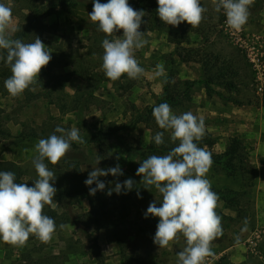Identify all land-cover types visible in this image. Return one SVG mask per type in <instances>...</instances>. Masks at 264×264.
<instances>
[{
	"label": "rangeland",
	"instance_id": "obj_1",
	"mask_svg": "<svg viewBox=\"0 0 264 264\" xmlns=\"http://www.w3.org/2000/svg\"><path fill=\"white\" fill-rule=\"evenodd\" d=\"M78 1L81 5L76 17L59 12L41 20L38 35L31 33L29 38L22 39L26 28L24 15L28 14L24 1L0 0L12 8L11 27L18 29L12 38L31 43L39 37L52 57L42 68L38 83L19 97H11L4 84L0 86V130L10 134L0 135V161L17 163L25 171V180L33 182L38 178L32 162L35 144L53 134L57 126L75 127L84 143L73 142L57 167L74 169L78 165L80 172L88 176L95 167L107 170L119 164L123 175L109 174L98 179L102 182L110 179L111 187L115 188L116 183L123 184L131 178L134 181L132 190L128 191L131 199L126 201V211L113 216L115 225L102 230L85 225L83 219L89 204L76 200L67 211L73 221L55 231L49 243L43 244L35 237H30L20 248L0 242V264H176L177 253L185 246L184 238L181 236L167 248L153 243L158 220L151 215L145 218L144 214L151 203L158 205L162 197L154 188L151 191L144 188L140 183L142 177L136 175L142 162L140 153L156 134L153 108L163 98L174 114L190 111L204 120V135L209 134L217 142L214 153H223L232 138H240L246 149V166L255 174L254 186L247 191L240 175L228 177L214 168L207 173L212 188L238 189L245 193L236 198L237 207L219 203L221 212L232 220H221L223 235L212 242L214 255L206 258V264H264V0H254L248 21L240 31L228 29L226 16L214 10L211 0H200L207 11L197 28H191L187 22L177 27L165 25L156 11L157 0H147L145 6L143 2L128 0L133 9L145 12L139 30L144 32L148 43L134 51L145 72L139 79H128L125 75L114 82L101 69L102 41L114 37H95L92 29L97 30L98 26L88 16L93 0ZM150 5H154V15ZM122 34L121 30L115 35ZM161 63L165 74L158 77L156 65ZM204 66L213 75L228 67L226 80L234 84V89L214 83L213 96L207 95L203 84L187 89L189 82L204 77ZM83 67L103 76L97 78L95 97L88 106L63 114L42 94L60 78L72 74L74 69L82 71ZM84 85L82 79L74 76L68 81L66 92L74 95ZM172 96L177 103L171 102ZM101 124H116L120 136L108 143L109 162L105 166L100 151L90 141ZM145 155L148 158L163 154ZM48 167L51 171L58 170L51 164ZM75 175L73 171L72 176ZM246 177V183L251 182L249 173ZM55 200L54 197L53 206H57ZM62 212L60 209L59 213ZM98 252L101 259L97 258Z\"/></svg>",
	"mask_w": 264,
	"mask_h": 264
},
{
	"label": "clouds",
	"instance_id": "obj_2",
	"mask_svg": "<svg viewBox=\"0 0 264 264\" xmlns=\"http://www.w3.org/2000/svg\"><path fill=\"white\" fill-rule=\"evenodd\" d=\"M254 0H211L214 10L226 16V26L233 31H240L247 23L249 8ZM157 14L165 25L173 27L187 22L191 28H197L207 11L200 0H157ZM143 10L133 9L128 0H108L100 3L93 0V8L88 14L90 21L96 24L97 31L105 37L102 41L103 55L101 69L110 81H117L122 76L139 79L145 72L135 58L134 51L142 49L148 43L142 24ZM12 8L0 3V50L6 51V58L0 55L10 68L11 75L4 81L8 94L19 97L39 79L43 67L47 66L51 51L39 37L34 42L25 43L13 39L12 33L18 29L11 27ZM123 31L117 37V32ZM163 64L156 65V76H163ZM167 82V81H166ZM159 129L152 140L157 146L164 144L165 133L176 146L165 155H151L140 163L136 175L142 177L144 188L158 191L162 199L158 207L155 202L147 208L149 215L158 217L153 243L159 248H167L181 236L185 246L177 253L176 264H206V258L213 256L212 242L223 235L221 217L217 214L218 195L212 191L207 173L213 163L211 153L198 145L205 133V123L192 112L174 114L167 103L155 106L152 111ZM56 133H59L57 135ZM73 142L82 144L79 129H65L57 126L48 138L40 139L34 146L33 165L38 178L34 186L16 183L15 173L0 171V242L12 247H24L30 237L47 244L51 241L56 223L45 215L43 209L52 205L56 188L50 181L56 176L48 167L55 166L70 151ZM27 151V149L25 150ZM119 159V156L117 157ZM47 161V163H46ZM100 160L97 161V164ZM111 174L123 175L117 164L107 170L93 168L84 181L89 186V194L95 195L105 189V183L98 177ZM95 184L96 187H91ZM134 181L129 178L116 183L114 189L130 191ZM139 197V192H137ZM247 221H245V225ZM63 224L60 225L62 229Z\"/></svg>",
	"mask_w": 264,
	"mask_h": 264
},
{
	"label": "trees",
	"instance_id": "obj_3",
	"mask_svg": "<svg viewBox=\"0 0 264 264\" xmlns=\"http://www.w3.org/2000/svg\"><path fill=\"white\" fill-rule=\"evenodd\" d=\"M24 7L28 10V14L24 15L26 28L23 32L22 39L29 38L30 34L38 35L37 31L41 29V20L45 18H49L53 15L58 14L59 12H64L70 17H76V10L79 9L81 2L78 0H23ZM107 3L108 0H99V2ZM138 2H143L144 6L147 0H137ZM153 9L152 14L154 15L155 9L154 5H150ZM78 19V18H77ZM80 19V18H79ZM95 27V26H92ZM96 28V27H95ZM155 29H162L156 27ZM92 32L96 35L95 37H99L104 35L101 32H98L95 29H92ZM96 39V38H95ZM97 40V39H96ZM24 42V41H23ZM6 51L2 50L0 55H3L6 58ZM82 67V66H81ZM80 67V68H81ZM79 69V68H78ZM209 67L204 66L203 70V78L197 82H189L187 89H191L193 85L197 83L203 84L206 93L208 96H213L215 94L212 85L214 83H218V85L225 86L229 89H234V84L227 81L226 72L228 71V67H223L216 74H209ZM11 75L10 68L6 65L3 59H0V86H3L4 81ZM77 76L85 82V85L82 86L80 92L76 90L74 95L66 92L68 81ZM103 77L99 76L95 72H91L85 67L81 70H75L72 74L64 77L63 79H59L58 82H54L53 86L45 93L42 94V97L47 99L50 104H54L61 113L66 114L68 112H76L82 105L88 106L95 97V92L97 87V78ZM103 79V78H102ZM108 79V78H107ZM109 80V79H108ZM40 82V81H39ZM38 83V82H36ZM95 84V86H94ZM51 85V82H50ZM57 85V86H56ZM88 89V90H86ZM5 94V91H4ZM33 95V94H32ZM41 95H37V98H40ZM171 102L177 103L175 97L170 98ZM163 101H166L164 98L159 101V104ZM170 102V103H171ZM205 123V122H204ZM162 131L159 129L156 124V132ZM118 134V127L116 124H101L99 129L92 135L91 143L100 151V159H102V164L105 166L109 160V145L108 143L113 137L120 138ZM0 135L8 137L6 132H2L0 130ZM155 135V134H154ZM153 135V137H154ZM22 137H33L31 134H22ZM20 136V137H21ZM36 137V136H34ZM216 140L210 136L209 134L204 135L203 139L198 142L200 147H203L209 153H211L212 165L210 168H214L217 172H222L228 177H236L238 175L241 176L243 185L246 186V190L252 189L255 181L254 172L250 171L247 166V156L245 154V147L243 141L234 137L230 140V144L228 148L223 153H214L213 149L216 145ZM176 145L171 143L169 136L165 133L164 136V144L157 146L154 143V140H151V143L145 148V151L140 153L141 160L143 161L146 158V153L150 152H159L163 155L167 154L172 148ZM53 166V165H52ZM54 167V166H53ZM56 168L57 165H55ZM54 167V168H55ZM0 171H11L15 173L16 183H27L29 187L34 186L33 182H29L25 180V171L15 162L9 161H0ZM55 173V183L53 186L56 188V205H46L43 209V213L54 219L56 223V231L60 229L61 224L69 223L73 220L69 218L67 211L68 209L74 205L73 202L76 200L82 202V200L86 201L89 204V210L85 213L83 222L87 227L94 226L98 230L109 229L110 226H114L115 222L113 216L118 212H123L127 210L128 204L127 200H130V195L128 191L122 190L120 194H117L115 191H112V194L109 196L107 193L110 189H114L111 187V180L107 179L105 183V189L100 191L98 190L95 195L89 194V186L85 185L84 181L88 178V176L82 174L79 170V166L76 165V168L67 167L58 170H52ZM73 171L76 173L75 176H72ZM68 172L69 174L65 173ZM249 173L251 175V182L246 183V175ZM52 182V181H50ZM91 187H96L95 184L91 185ZM218 197V205L219 203H225L230 207H237V197H241L244 195V191H235V190H218L216 188H212ZM160 206V203L157 205ZM63 209L64 212L59 213V210ZM217 214L221 217V220L229 222L232 218L226 216L221 212V210L216 208ZM158 220V217H154ZM113 229H115L113 227ZM95 247L98 248L97 243H94ZM97 258L101 259V254L97 253ZM226 257L223 258L222 261H225ZM101 262V260H99ZM103 262V261H102Z\"/></svg>",
	"mask_w": 264,
	"mask_h": 264
},
{
	"label": "crops",
	"instance_id": "obj_4",
	"mask_svg": "<svg viewBox=\"0 0 264 264\" xmlns=\"http://www.w3.org/2000/svg\"><path fill=\"white\" fill-rule=\"evenodd\" d=\"M238 189H236V191H237Z\"/></svg>",
	"mask_w": 264,
	"mask_h": 264
}]
</instances>
